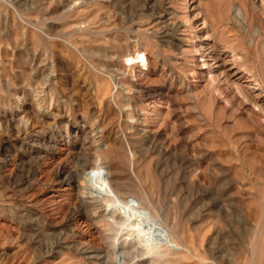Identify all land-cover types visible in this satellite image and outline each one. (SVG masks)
Wrapping results in <instances>:
<instances>
[{"label": "rangeland", "instance_id": "obj_1", "mask_svg": "<svg viewBox=\"0 0 264 264\" xmlns=\"http://www.w3.org/2000/svg\"><path fill=\"white\" fill-rule=\"evenodd\" d=\"M234 54L263 86L264 0H0V264H264Z\"/></svg>", "mask_w": 264, "mask_h": 264}, {"label": "bare ground", "instance_id": "obj_2", "mask_svg": "<svg viewBox=\"0 0 264 264\" xmlns=\"http://www.w3.org/2000/svg\"><path fill=\"white\" fill-rule=\"evenodd\" d=\"M257 7H258V5H257ZM209 49H211V48H209ZM214 50V49H213ZM207 57H208V55H207ZM236 57V60H235V62H234V60H233V62H234V64H236L238 67L237 68H239V70L237 71V72H235V71H232V69L231 68H225V67H223L222 68V71H221V74H222V78H223V81H225V82H229V83H231L232 85H234V86H236V88H238V89H242L243 87H242V85H241V83H238L237 82V78L238 77H236L237 76V74L239 73V72H245L246 74H247V78H246V81L245 82H247V84H245V85H249V84H251V83H253V82H255V84L256 85H258L260 88H262L263 86H262V83L260 82V80H259V78H257V76L254 74V73H252L251 71H248V70H246L245 68H243L242 66V64L240 63V60L238 61V57H237V55H235L234 54V58ZM213 59V58H212ZM229 59V58H228ZM241 59H242V57H241ZM221 74H220V76H221ZM217 75V74H216ZM219 76V77H220ZM250 82V83H249ZM247 89V88H246ZM257 99V98H256ZM253 105H254V108H258V110L259 111H261V112H263L264 113V105L263 104H261V103H259V100L258 101H255V100H253ZM256 130V129H255ZM207 232V231H206ZM210 242V241H209ZM254 243V242H253ZM209 244V243H208ZM199 260V259H198Z\"/></svg>", "mask_w": 264, "mask_h": 264}]
</instances>
